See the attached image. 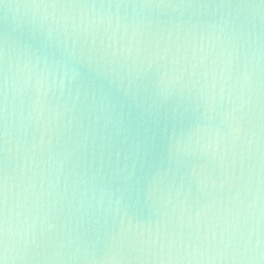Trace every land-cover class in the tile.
<instances>
[{
	"label": "water",
	"instance_id": "1",
	"mask_svg": "<svg viewBox=\"0 0 264 264\" xmlns=\"http://www.w3.org/2000/svg\"><path fill=\"white\" fill-rule=\"evenodd\" d=\"M5 264H264V0H0Z\"/></svg>",
	"mask_w": 264,
	"mask_h": 264
},
{
	"label": "snow or ice",
	"instance_id": "2",
	"mask_svg": "<svg viewBox=\"0 0 264 264\" xmlns=\"http://www.w3.org/2000/svg\"><path fill=\"white\" fill-rule=\"evenodd\" d=\"M0 264H3V259H0Z\"/></svg>",
	"mask_w": 264,
	"mask_h": 264
},
{
	"label": "clouds",
	"instance_id": "3",
	"mask_svg": "<svg viewBox=\"0 0 264 264\" xmlns=\"http://www.w3.org/2000/svg\"><path fill=\"white\" fill-rule=\"evenodd\" d=\"M3 264H5V261L3 260Z\"/></svg>",
	"mask_w": 264,
	"mask_h": 264
}]
</instances>
